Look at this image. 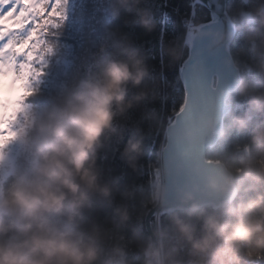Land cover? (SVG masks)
Returning a JSON list of instances; mask_svg holds the SVG:
<instances>
[{
	"label": "clouds",
	"instance_id": "9594fccd",
	"mask_svg": "<svg viewBox=\"0 0 264 264\" xmlns=\"http://www.w3.org/2000/svg\"><path fill=\"white\" fill-rule=\"evenodd\" d=\"M146 75L143 59L130 51L126 59L103 60L98 72L65 89L56 103L27 111L12 143L0 149V264H120L116 255L122 250L105 258L106 229L95 220L86 225L85 212L95 196L111 195L97 165L101 138L116 132L115 117L132 106L128 83L139 85ZM237 87L242 95L252 90L245 80ZM249 103L264 111V91L251 95ZM233 123L248 126L243 115ZM251 142L258 154L238 157L227 170L205 177L206 189L230 194L218 210H209L193 191L180 197L189 219L174 215L172 221L190 245L189 264H255L264 258V124L253 129ZM140 143L130 139L123 155L139 152ZM193 167L200 169L198 163ZM234 174L242 178L239 184ZM241 187L244 195L233 203ZM115 211L128 219L126 210ZM193 217L201 222L199 234ZM145 251L157 264H179L174 245L150 243Z\"/></svg>",
	"mask_w": 264,
	"mask_h": 264
},
{
	"label": "trees",
	"instance_id": "16d2710c",
	"mask_svg": "<svg viewBox=\"0 0 264 264\" xmlns=\"http://www.w3.org/2000/svg\"><path fill=\"white\" fill-rule=\"evenodd\" d=\"M174 2L182 5V0ZM190 3L191 0H187L182 6L186 7ZM151 5L152 0H93L95 11L89 15L82 0H68L67 19L54 35L49 36L46 66L38 82H33L35 91L27 96V100L34 104H54L65 90L61 87L60 79L66 77V88H69L86 75L98 72L103 60L126 59L130 51L142 58L147 66V75L139 85L131 82L127 85L126 99L133 102L123 114L115 117L116 132L107 133V139L101 138L97 165L101 182H109L112 186L111 195L95 196L92 208L85 212L86 225L95 220L106 229L103 242L105 258L114 249L122 250L116 255L120 264H145V249L150 241L145 218L148 210L157 202L166 126L185 100L179 69L189 53L186 35L191 26L211 19L210 11L200 4L191 15H182L178 30L174 34L170 33L166 39H161V60L156 68L151 53L138 42L136 33L127 30L138 29L147 35L152 34L158 24H162ZM227 8L237 25L231 51L240 68L242 80L247 81L252 90L242 95L237 89L230 95L232 108L225 117L224 135L207 151L209 159L223 161L226 165L238 157L258 154L251 142V134L253 129L264 124V111L252 108L249 100L251 95L264 91V0H227ZM67 46L73 49L71 57L76 67L64 73V65L56 63V56H60V51ZM51 49L54 54L50 52ZM166 70L173 76L172 79L165 77ZM169 87L174 90V94L165 91ZM141 92L145 95L135 99ZM169 96H172V103L165 111L163 102ZM158 100L161 102L160 109L153 106ZM237 115L246 117V128L241 129L233 123V117ZM130 139L141 141L140 151L125 156L123 150ZM234 179L239 184L242 178L234 174ZM242 195L243 187L232 202L235 203ZM206 207L209 210L219 209L212 205ZM117 208L127 211V220H122L115 211ZM174 215L189 219L185 211L178 210L163 214L158 220L153 217L152 224L158 232L165 234L160 236V243L164 242L166 247L175 246L173 259L179 264H189L193 259L190 245L175 231L172 221ZM191 219L199 234L201 222L194 217ZM151 264H157V258ZM255 264H264V258Z\"/></svg>",
	"mask_w": 264,
	"mask_h": 264
},
{
	"label": "water",
	"instance_id": "95a60500",
	"mask_svg": "<svg viewBox=\"0 0 264 264\" xmlns=\"http://www.w3.org/2000/svg\"><path fill=\"white\" fill-rule=\"evenodd\" d=\"M199 4L210 11L211 19L193 25L187 32L189 53L179 70L182 83L195 78L199 86L185 95L183 107L166 127L157 202L145 218L149 244L157 246L160 236L152 219L183 210L180 203L183 192L193 191L205 206L215 207H220L230 195L206 189L205 177L227 170L225 162L209 159L207 151L224 135L225 117L232 108L228 100L238 89L237 82L242 80L231 51L237 25L228 12L227 0H199ZM197 163L199 171L193 167ZM237 193L232 195V200ZM154 258L145 253V264Z\"/></svg>",
	"mask_w": 264,
	"mask_h": 264
},
{
	"label": "snow or ice",
	"instance_id": "6c2138e0",
	"mask_svg": "<svg viewBox=\"0 0 264 264\" xmlns=\"http://www.w3.org/2000/svg\"><path fill=\"white\" fill-rule=\"evenodd\" d=\"M87 12L91 15L95 9L93 0H82ZM187 0H182V5ZM68 0H0V65L6 68L5 75L12 72L11 84L6 80L3 95L5 103L0 112V149L7 147L17 135L14 125L17 123L19 112L24 110L23 98L35 91L33 82H38L46 66L45 56L49 50L48 38L62 27L67 19L66 5ZM177 5L174 0H152V7L157 18L162 21L152 34H143L142 30L127 29L136 33L138 42L142 43L156 68L160 65V42L166 39L170 33H175L180 25L181 16L187 17L198 7L199 0H191L186 7ZM126 27V26H125ZM165 77L173 76L165 71ZM16 80H24L20 85L24 91L15 87ZM195 78L185 80L181 85L182 91L187 95L189 91H195L198 87ZM166 92L173 93L169 87ZM172 103V96L163 102V108L167 111ZM161 108L158 100L153 105ZM183 105H181V108Z\"/></svg>",
	"mask_w": 264,
	"mask_h": 264
},
{
	"label": "rangeland",
	"instance_id": "374dc122",
	"mask_svg": "<svg viewBox=\"0 0 264 264\" xmlns=\"http://www.w3.org/2000/svg\"><path fill=\"white\" fill-rule=\"evenodd\" d=\"M71 7V4L69 5ZM233 19V18H232ZM82 28V27H81ZM86 28V27H85ZM72 47L75 46V44L73 43H69ZM232 44V43H231ZM51 53L54 54V51L51 49L50 50ZM74 52H76L74 50ZM52 54V55H53ZM51 55V56H52ZM73 55V49L69 48L68 46L66 48H63L61 51H60V56H56V63L58 65H64V73L67 71H69V69H72V68H75L76 67V63H74L73 61V58L71 57ZM50 56V57H51ZM5 72H6V68L2 65H0V104H3L1 107H0V112L3 111V106H4V103H5V97L3 95V90H4V87H5V81H1L2 79H6V78H9L11 76V73L12 72H8L7 73V76L5 75ZM67 76V75H66ZM9 82V84H11V82L9 80H7ZM51 83H52V80H50ZM60 83H61V87L63 89H67V79L66 77L60 79ZM56 84V83H55ZM15 87L20 89V91L22 92L21 88H20V85L19 84H15ZM225 124V123H224ZM160 175V174H159Z\"/></svg>",
	"mask_w": 264,
	"mask_h": 264
}]
</instances>
